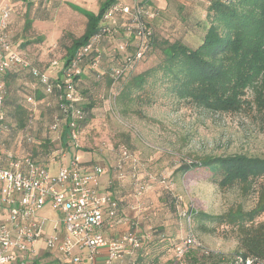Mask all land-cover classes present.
<instances>
[{
	"label": "rangeland",
	"instance_id": "rangeland-1",
	"mask_svg": "<svg viewBox=\"0 0 264 264\" xmlns=\"http://www.w3.org/2000/svg\"><path fill=\"white\" fill-rule=\"evenodd\" d=\"M41 1L49 16L35 20L34 28L26 32L22 31L26 0H0V9L5 6L11 9V43L16 45L23 39L36 40L21 50L29 61L37 59L44 66L62 54L61 38L68 41L64 31L80 35L85 19L61 1ZM67 1L94 14L101 3V0ZM150 1L151 9H155L152 26L161 34L165 32L164 25L173 21L175 7L172 5L188 4L184 0ZM18 7V13L13 16ZM118 36L119 40H127L122 33ZM152 62V56L144 63L135 61L131 73L139 72ZM110 64L103 65L99 71L103 75L112 73L106 69L115 67L116 63ZM48 72L53 75L54 69L50 65ZM129 75L122 70L111 84L106 80L86 81L82 90L85 85L88 89L79 93L80 104L92 101L95 107L85 122L83 117L76 132L77 147L74 151L88 163L101 162L111 166L121 159L120 151H126L128 158L122 169L114 168L110 178L114 182V191L119 193L124 218L135 219L140 224L144 242H153L145 244L143 252L146 257L140 264H236L237 238L232 228L221 225L214 231H202L189 220L187 212L193 209L217 215L239 206L250 210L257 205L261 188L256 185L248 192L238 187L221 189L202 172H190L180 177L174 171L182 162L206 156L245 154L264 158V110L259 108L253 90L244 89L242 105L228 111H209L186 98L179 99L164 92L158 85L153 89L155 100L152 104L139 101L119 104L115 102V96ZM20 85L26 91H20ZM15 87H18L16 94L21 101H27L28 96L34 98V105H30L28 112L31 121L28 126L16 129L13 135H3V149L12 153L31 151L39 160L48 163H67L71 150L61 143L63 127L50 128L58 116L55 99L48 96L36 100L33 95L39 86L29 77L17 78ZM43 215L56 216L51 210H45ZM256 221H264V212ZM205 224L213 226L207 221ZM105 233L109 236V231ZM189 235L194 238V243L184 245ZM44 237L37 241L35 253L28 256L27 264H46V258H39L45 251ZM177 247H181L182 254H176ZM135 250L130 255H134ZM156 253H159L157 260L151 262ZM125 257L118 264H128Z\"/></svg>",
	"mask_w": 264,
	"mask_h": 264
},
{
	"label": "trees",
	"instance_id": "trees-1",
	"mask_svg": "<svg viewBox=\"0 0 264 264\" xmlns=\"http://www.w3.org/2000/svg\"><path fill=\"white\" fill-rule=\"evenodd\" d=\"M54 1H61L82 15L85 27L80 35L64 31L68 41L64 42V37L61 38L63 52L54 59L58 66L53 68V75L48 72L51 61L44 66L37 59L31 62L21 50V47L35 43L36 40L23 39L16 45L13 44V48L31 66L49 75L48 83L52 86L58 80L61 81L63 68H79V73L72 75L70 83L75 104L85 113L84 122L90 118L91 110L95 107L92 101L80 104L79 93L88 89L85 85L82 90L86 81L106 80L111 84L114 78L120 76L122 70L130 75L115 96V102L119 104L133 101L152 104L155 100L153 89L158 85L164 92L172 93L179 99L186 98L209 111H228L242 105L244 89L250 88L259 108L264 110V0H184L188 4L180 2L176 6L172 5L175 7L173 21L164 25V34L160 30H154V17L149 18L146 15V11L155 12V9H151L150 0H101L96 14L69 1ZM41 4V0L38 3L26 0L23 6L22 15L25 20L22 31L33 29L35 20H44L49 16V11ZM124 5L128 6V12L114 9L115 6ZM135 7L141 10L137 17L133 14ZM18 10L19 7L13 16H16ZM108 13H111L114 23L105 19ZM7 32L9 35V31ZM120 33L126 36L125 42L120 39L122 42L118 43ZM88 43H92L91 49L78 59L77 50ZM150 56L153 57V62L149 66L146 65L137 73H131L135 61L144 63ZM110 63H116L115 67L106 69L112 73L103 75L99 70ZM21 77H29L38 84L39 87L33 95L36 100L50 96L55 99L56 108L58 107V92L55 89L47 93L45 86L27 70H8L3 74L7 88L5 112L9 122V130L4 136L13 135L16 129L23 128L29 117L30 105L25 100L21 101L16 94L18 87H15V81ZM19 90L26 91L21 85ZM69 133L70 128L66 123L60 134L61 143L66 148L69 146ZM33 157L38 159L35 153ZM43 162L49 164L47 161ZM125 162L126 159L123 165ZM99 164L105 167V173L100 178L101 189L118 203L117 218L123 219L120 197L114 191V182L110 178L112 170L115 168L120 171L123 165L119 162L112 166L101 162ZM190 172L206 174V178L221 189L238 187L243 192H248L256 185L261 188L257 205L250 210L239 206L213 215L190 209L187 214L189 220L196 223V227L202 231H214L221 225L232 228L237 238L236 264H246V261H249L248 264H264V221H256L264 212V158L245 154L206 156L182 162L174 171L180 177ZM104 175L106 178H102ZM205 221L213 226L207 227ZM137 224L138 233L143 235L140 224ZM150 242L152 241L143 240L134 255H125L128 261L126 263H144V246ZM158 256L159 253H156L151 262H155Z\"/></svg>",
	"mask_w": 264,
	"mask_h": 264
},
{
	"label": "built area",
	"instance_id": "built-area-1",
	"mask_svg": "<svg viewBox=\"0 0 264 264\" xmlns=\"http://www.w3.org/2000/svg\"><path fill=\"white\" fill-rule=\"evenodd\" d=\"M114 9L129 11L126 5ZM10 11L8 6L0 9V264H27L28 256L35 253L36 243L44 235L46 252L60 264H118L142 245L144 235L138 233L135 219L117 218L118 203L100 185L105 167L98 162H84L74 151L76 132L84 113L75 104L70 79L79 73V68H63L61 81L50 85L49 75L31 66L13 48L7 32ZM140 11L135 7L133 14L137 17ZM146 15L154 17L151 11H146ZM105 19L114 23L111 13L105 15ZM91 46L92 43H88L80 47L76 57L79 59L89 52ZM50 65L57 68L58 63L53 60ZM11 69L27 70L45 86L47 93L53 89L58 92V116L50 128L56 130L66 123L70 128L67 145L71 151L67 163L53 161L46 165L34 158L31 151L12 153L3 149V135L9 130L3 74ZM26 100L34 105L32 96ZM30 121L31 117L24 127ZM127 158L126 151L122 150L119 164ZM46 208L56 216H44L42 212ZM117 223H124L125 231L114 237L107 236L105 231L113 229ZM191 243L194 238L189 235L184 245ZM176 252L180 255L183 250L177 247Z\"/></svg>",
	"mask_w": 264,
	"mask_h": 264
},
{
	"label": "crops",
	"instance_id": "crops-1",
	"mask_svg": "<svg viewBox=\"0 0 264 264\" xmlns=\"http://www.w3.org/2000/svg\"><path fill=\"white\" fill-rule=\"evenodd\" d=\"M63 1H67V0H63ZM45 210H49V209H44V211L42 213H45ZM125 229H126V227H125L124 223H117V225L113 229L108 230L109 231L108 235L110 237L117 236L120 233L124 232ZM39 258H46V264H60V262H58V260L55 257L50 256L46 252V250L42 254L39 255ZM36 260H37V258H35V261Z\"/></svg>",
	"mask_w": 264,
	"mask_h": 264
}]
</instances>
